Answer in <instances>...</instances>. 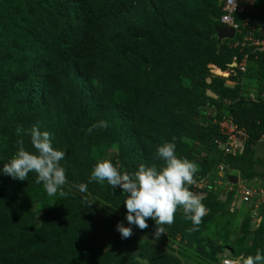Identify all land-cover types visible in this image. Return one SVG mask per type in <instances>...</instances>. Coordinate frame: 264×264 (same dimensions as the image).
<instances>
[{
  "label": "trees",
  "instance_id": "obj_1",
  "mask_svg": "<svg viewBox=\"0 0 264 264\" xmlns=\"http://www.w3.org/2000/svg\"><path fill=\"white\" fill-rule=\"evenodd\" d=\"M223 14L220 0L0 1V264H136L134 252L150 264H184L168 241L172 225L164 226L167 238L153 241V220L145 230L128 225L119 186L89 183L100 159L121 171L135 172L141 164L159 168L157 146L175 143L178 157L198 164L196 180L215 176L223 162L224 179L237 171L264 188V159L255 149L264 136V51L244 49L247 69L229 78L232 87L221 77L208 83V65L224 72L234 55H243L228 47L241 34L234 41L217 38ZM234 18L242 35L251 32L242 28L248 25L255 38H264V0ZM241 77L253 80L254 90L243 91ZM208 90L216 100L206 96ZM251 94L256 102L246 100ZM223 105L248 135L233 157H223L214 143L223 139L215 125ZM205 108L214 116L207 120L203 113L207 124L201 126L195 118ZM100 121L107 128L87 131ZM18 125L26 130V150L35 151L27 135L35 125L65 152L66 196H49L34 172L26 181L3 174L21 139ZM81 183L87 191L79 190ZM212 202L224 204L207 193L202 203L208 215ZM32 206L43 214L37 228L24 225L22 215ZM245 220L243 232L251 221ZM118 223L132 228L130 238H121ZM259 229L247 256L258 249L264 254V226ZM198 250L202 254L203 247ZM219 251L211 249L207 261Z\"/></svg>",
  "mask_w": 264,
  "mask_h": 264
},
{
  "label": "clouds",
  "instance_id": "obj_2",
  "mask_svg": "<svg viewBox=\"0 0 264 264\" xmlns=\"http://www.w3.org/2000/svg\"><path fill=\"white\" fill-rule=\"evenodd\" d=\"M235 7L236 5L232 0L231 10L234 11ZM221 28L226 27L222 26ZM261 48L263 47L258 48V51ZM231 64L228 65V70L224 72H226L225 82H232L233 86L235 81L229 80V78L238 77L239 74L233 75L230 73L233 68ZM207 68L209 79L213 77L223 78L222 73L224 72L215 65L210 64ZM210 68L213 69L215 74L209 72ZM216 71L220 72V75L217 74ZM246 100L251 101L249 98H246ZM254 102H256L255 97ZM223 103L225 105L230 104V102L226 100L223 101ZM209 114L210 113H208V115ZM225 114L228 113L226 112ZM213 116L214 115H212L211 118ZM210 119L208 118V120ZM107 126V121H100L97 124H93L87 131L91 132L95 128H107ZM238 128L240 127L238 126ZM25 131L26 130L23 129L22 126H17L16 134L21 136V139L17 141V151L15 154L11 157L8 163L4 164L2 170L3 174L11 177L13 180L26 181L29 173L34 172L36 174L35 183L42 184L44 190L49 196H54L57 193H59L61 197L66 196L67 193L62 190L63 185L67 183L66 170L60 164V161L65 157V152L54 149L52 146V134L48 131H41L35 125L27 132V135L30 136V143L35 151L30 152L26 150L25 142L22 138ZM261 137L258 140V143L264 144V141H261ZM244 146L245 144L243 147ZM243 147L239 152L243 150ZM175 149V143H164L157 146L155 158L162 161L161 166L158 168L156 165L145 166L144 164H141L135 172L121 171L114 166L110 160L100 159L94 165L89 180V183L93 181L103 183L106 181L113 189L116 186H119L120 189H122V193L125 195L123 204L126 208L125 219L128 225H135L138 229L145 230L149 227L146 221L148 219L153 220L155 223L153 241L159 239L161 235H165L166 229L164 226H171L174 223L175 213L178 208L182 209L184 218L190 220L192 223V228H190L189 231H198L202 218L207 211L202 203V198L205 197L207 193L213 192L211 183L218 184V181H223L222 184L226 189L225 193L220 194L219 197L224 202L226 199L225 196H229V205L234 211L236 209H241L243 203H238L237 201L238 207L236 205L232 206V203L236 201V199L233 198V193L230 192L229 189L234 187L239 180H248L253 185H257L264 189L258 178L250 180L243 179L237 171H231L230 177L224 179L225 167L223 162L217 166L215 176L210 173L207 176L196 180L195 174L200 170L198 164L187 158L178 157ZM217 149L220 150L223 157L226 155L233 157L237 154L225 153L223 149L218 147ZM233 177L236 178L235 183H233ZM201 181H203V186L198 188ZM77 187L81 192L87 191V185L84 183L79 184ZM243 207L250 210L253 208L252 205L247 206L245 204ZM262 209L263 207L260 212H263L264 214V209ZM116 231H118L122 239H128L133 234L132 228L125 227L123 223H118L116 225ZM134 255L136 264H150L149 260L140 257L138 252H134ZM223 259L233 260L226 261L225 264H264V254H261V250L259 249L255 256L249 255L246 258L242 256L239 259L228 256ZM223 259H221L218 264H222Z\"/></svg>",
  "mask_w": 264,
  "mask_h": 264
},
{
  "label": "rangeland",
  "instance_id": "obj_3",
  "mask_svg": "<svg viewBox=\"0 0 264 264\" xmlns=\"http://www.w3.org/2000/svg\"><path fill=\"white\" fill-rule=\"evenodd\" d=\"M217 38L220 40L218 36ZM223 78L225 79L226 76H223ZM80 79L83 80L82 77H80ZM181 80L182 79L178 78V83H180ZM240 83L243 85L242 89L245 92L254 90L256 87L253 80H248L245 77L240 78ZM232 84V82H225V85L230 87H232ZM208 92L211 91L208 90ZM224 109L225 105L221 108L222 115L226 113ZM210 111H214V109L205 108L203 110H199V116L195 118V122L201 126H205L207 122L203 119L202 114L205 113L208 115ZM206 118L208 120V116ZM255 149H258V152L263 155L264 159V144L260 143L255 147ZM218 182V184L211 183V186L213 187L212 191L215 194L220 195L225 193L226 188L222 184V180ZM222 203L224 202L222 201ZM48 204L49 203H46L44 205L48 206ZM208 205H212L213 210L209 211V215L206 211V214L203 216L207 217L205 218L207 220V224L201 227L200 225L205 223V221H202L199 225V230L191 232L189 231V229L192 228L191 221L185 219L182 209L178 208V216L174 217V223L172 224L174 232L168 241L172 245L173 251L181 259V262L184 264H216L221 259L228 256L239 259L242 256L246 258L248 253L252 254L251 252L254 242L258 241V239L255 238V235H258L256 232L259 227L264 226V221H259V217H252V210L243 207L244 204L241 205V209H236L235 211L226 203L220 205L218 202H212ZM41 211L42 210L38 206H32L30 209H27L22 215L23 218L26 219L24 222L25 227H39L41 225L43 215ZM263 215V212H260V216ZM246 217H249L251 221L250 225L246 229V232H243L244 223L247 221V219L245 220ZM262 228L261 233L263 231ZM161 236L163 238H167L166 233ZM262 243V252H264V240ZM199 247H203L202 254L199 253ZM215 247L220 248V251L216 254L213 260L208 262L207 260L209 259L210 250L217 249ZM78 264L83 263L79 262Z\"/></svg>",
  "mask_w": 264,
  "mask_h": 264
},
{
  "label": "built area",
  "instance_id": "obj_4",
  "mask_svg": "<svg viewBox=\"0 0 264 264\" xmlns=\"http://www.w3.org/2000/svg\"><path fill=\"white\" fill-rule=\"evenodd\" d=\"M223 5V12L220 22L224 27L228 29H233L235 34L231 40L237 35L241 34V38L234 41L232 44H228L229 48L237 49L238 52L243 53L244 49L247 48H264V38L259 39L254 37V29L248 25H243L242 28L246 27L251 32L242 35L241 28L238 27V24L234 18L235 13L243 12L248 8L252 7L259 0H233V3L236 5L235 10L232 11V0H220ZM248 63V53H243L241 59H238L236 55L232 57V70L230 73L237 75L239 73H245ZM211 74H215L212 68L209 69ZM251 101H254V97L250 95L248 97ZM219 135L223 138L222 140L218 139L215 141V144L218 148L223 149L225 153L235 154L240 151V149L245 144L247 139V133L244 129L238 128V126L233 122L232 117L228 114H224L221 118L215 122ZM261 141H264V136L261 137ZM203 181L198 185V188L202 187ZM233 193V198L236 199L232 203V206H237L238 203H243L247 206L252 205V216L259 217V221L264 220V215L260 216V210L263 207L264 209V189L257 185H253L248 180H239L234 187L229 189ZM226 261H233L231 259H223L222 264H225Z\"/></svg>",
  "mask_w": 264,
  "mask_h": 264
},
{
  "label": "water",
  "instance_id": "obj_5",
  "mask_svg": "<svg viewBox=\"0 0 264 264\" xmlns=\"http://www.w3.org/2000/svg\"><path fill=\"white\" fill-rule=\"evenodd\" d=\"M233 36H234V30H232V29L221 28L218 30V37L220 40L221 39H232ZM263 50H264L263 48L259 49V51H261V52ZM209 81H210V79L207 80L208 83H209ZM206 96L210 97L212 99H217V96L215 94L208 92V91H206ZM212 115H213V111L210 112V114L208 115V118L210 119ZM235 182H236V178L233 177V183H235Z\"/></svg>",
  "mask_w": 264,
  "mask_h": 264
},
{
  "label": "bare ground",
  "instance_id": "obj_6",
  "mask_svg": "<svg viewBox=\"0 0 264 264\" xmlns=\"http://www.w3.org/2000/svg\"><path fill=\"white\" fill-rule=\"evenodd\" d=\"M218 71H216V73H217ZM220 72H218V74H219Z\"/></svg>",
  "mask_w": 264,
  "mask_h": 264
},
{
  "label": "crops",
  "instance_id": "obj_7",
  "mask_svg": "<svg viewBox=\"0 0 264 264\" xmlns=\"http://www.w3.org/2000/svg\"><path fill=\"white\" fill-rule=\"evenodd\" d=\"M256 221H258V220H256Z\"/></svg>",
  "mask_w": 264,
  "mask_h": 264
}]
</instances>
